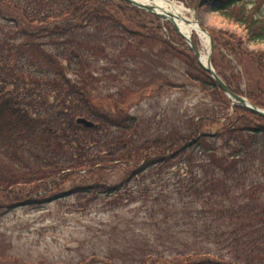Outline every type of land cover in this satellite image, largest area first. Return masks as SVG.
I'll return each mask as SVG.
<instances>
[{"label":"trees","instance_id":"trees-1","mask_svg":"<svg viewBox=\"0 0 264 264\" xmlns=\"http://www.w3.org/2000/svg\"><path fill=\"white\" fill-rule=\"evenodd\" d=\"M177 1L214 4L242 27L243 36L207 29L211 62L231 92L264 110V51L246 47L264 42V0ZM181 77L203 95L197 107L149 116L124 106L138 92H186ZM112 167L123 168L117 184L95 177L73 193L117 206L164 195L165 207L151 206L168 230L232 256L124 264H264V118L232 105L171 24L125 0H0V210Z\"/></svg>","mask_w":264,"mask_h":264},{"label":"rangeland","instance_id":"rangeland-1","mask_svg":"<svg viewBox=\"0 0 264 264\" xmlns=\"http://www.w3.org/2000/svg\"><path fill=\"white\" fill-rule=\"evenodd\" d=\"M174 2L184 6L183 18L192 22L196 20L205 30L221 28L244 35L242 27L219 14L214 4L194 12L183 2ZM261 15L264 16V7ZM195 39L202 54L207 53L208 48L197 37ZM246 47L264 51V42H247ZM150 67L149 73L152 72ZM164 73L173 77L177 72L168 70ZM181 80L188 82L184 77ZM185 86L186 92L179 88L167 92L163 90L159 94L154 91L144 98L138 92L129 96L124 106L130 109L131 114L149 116L155 111H162L167 105L190 109L197 107L203 95L189 83ZM122 169L112 167L94 177L91 174L75 175L71 177L72 181H66L60 188L40 193L39 197H43L40 204L14 203L10 208L0 210V264H103L99 262L101 258L117 264L141 258L163 262L174 259L176 255L187 256L190 253L231 256L228 249L196 238L191 232L176 228L168 230L162 222L163 212L157 211V208L153 212L151 206L152 200L157 199L160 206L165 207L168 201L164 195H153L147 205L138 202L117 206L104 205L105 199L99 193L86 205L90 196L73 193L75 186L92 185L95 177L103 176L107 179L103 182L117 184Z\"/></svg>","mask_w":264,"mask_h":264},{"label":"water","instance_id":"water-1","mask_svg":"<svg viewBox=\"0 0 264 264\" xmlns=\"http://www.w3.org/2000/svg\"><path fill=\"white\" fill-rule=\"evenodd\" d=\"M127 2H129L131 5L146 10L147 12H151L155 15H157L159 18H161L162 20L168 21L172 24L173 28L184 38V40L186 41L188 47L190 48V50L193 52L196 60L198 61L200 67L206 71L207 73H209L212 77V79L216 82V84L219 86V88L222 90V92L231 100L233 105H237L240 107H243L253 113H255L258 116H261L264 118V110L254 106L253 104H251L248 99L244 96H240L237 94H234L233 92H231L228 87L225 85V83L221 80V78L217 75V73L215 72L212 63H211V54L213 51V44H212V40L210 38V35L208 34V32L200 27L199 23L195 20L193 21L194 23L197 24V26L201 29V31L207 36L208 38V51L206 53V64H203L201 62L202 59V52L201 50H198L194 45L193 42L191 40V37L189 36H185L183 33H181L179 31V29L176 26L175 20H174V16L170 13L164 12V11H159L157 10L153 5L148 4V3H144V2H140L138 0H125ZM193 11H196V8L193 9ZM183 18V17H182ZM184 19V18H183ZM189 21V20H187ZM189 23V22H188ZM77 123L84 125L85 127L88 128H94L97 127V124L87 120L86 118H77L76 119Z\"/></svg>","mask_w":264,"mask_h":264},{"label":"bare ground","instance_id":"bare-ground-1","mask_svg":"<svg viewBox=\"0 0 264 264\" xmlns=\"http://www.w3.org/2000/svg\"><path fill=\"white\" fill-rule=\"evenodd\" d=\"M140 2L148 3L153 5L157 10L170 13L174 16V20L177 28L185 36L192 37L196 36L203 44L205 48H208V38L197 26L196 23L192 21H187L189 19L182 18L185 11L184 6L177 5L171 0H138ZM189 22V23H188ZM201 62L206 64V53L202 54Z\"/></svg>","mask_w":264,"mask_h":264}]
</instances>
